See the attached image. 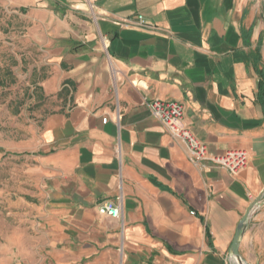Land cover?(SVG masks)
<instances>
[{
  "label": "crops",
  "instance_id": "0c3cea01",
  "mask_svg": "<svg viewBox=\"0 0 264 264\" xmlns=\"http://www.w3.org/2000/svg\"><path fill=\"white\" fill-rule=\"evenodd\" d=\"M1 20L27 74L0 109V264H234L264 190V1L0 0ZM155 99L248 166L193 163ZM239 253L264 264V196Z\"/></svg>",
  "mask_w": 264,
  "mask_h": 264
},
{
  "label": "built area",
  "instance_id": "2783aa9c",
  "mask_svg": "<svg viewBox=\"0 0 264 264\" xmlns=\"http://www.w3.org/2000/svg\"><path fill=\"white\" fill-rule=\"evenodd\" d=\"M124 28L140 27L146 28L148 24L142 15L137 20H124L121 23ZM153 116L158 119L175 138L182 141L190 154V159L195 164L210 163L237 174L248 166V155L244 150H229L221 155L210 153L209 147L202 142L191 130L184 125L185 106L176 101H166L155 99L149 104ZM107 119L103 120L106 123ZM122 208V196L116 200H107L98 205V211L102 215H108L113 218L120 216Z\"/></svg>",
  "mask_w": 264,
  "mask_h": 264
},
{
  "label": "rangeland",
  "instance_id": "374dc122",
  "mask_svg": "<svg viewBox=\"0 0 264 264\" xmlns=\"http://www.w3.org/2000/svg\"><path fill=\"white\" fill-rule=\"evenodd\" d=\"M5 29L7 28L5 24H3V21L1 20L0 21V109H2L3 105H5V101H4L5 96H9V94L14 93L17 90V87L19 86L22 87V89H26V86H22V83L19 84V81L23 80L21 78L25 77L27 74L26 68L22 67L21 64H19L20 57L16 56V50L14 48L15 46L14 36L9 34V32L6 33L4 31ZM16 80H18V83L16 82ZM231 260L234 262V264H238L234 259L233 255L231 257Z\"/></svg>",
  "mask_w": 264,
  "mask_h": 264
},
{
  "label": "water",
  "instance_id": "95a60500",
  "mask_svg": "<svg viewBox=\"0 0 264 264\" xmlns=\"http://www.w3.org/2000/svg\"><path fill=\"white\" fill-rule=\"evenodd\" d=\"M264 196V190L262 191V193L251 203V205L249 206V208L247 209L245 215L243 216L242 220L240 221L237 230H236V234L233 240V244H232V255L234 257V259L236 260V262L238 264H247L241 257L240 253H239V246H240V240H241V236L243 233V229L245 227V224L249 218V215L251 214V212L253 211V209L259 204V202L261 201L262 197Z\"/></svg>",
  "mask_w": 264,
  "mask_h": 264
}]
</instances>
